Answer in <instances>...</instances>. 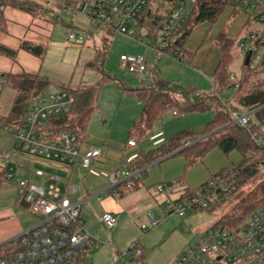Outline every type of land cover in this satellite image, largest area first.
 Wrapping results in <instances>:
<instances>
[{
    "label": "built area",
    "instance_id": "1",
    "mask_svg": "<svg viewBox=\"0 0 264 264\" xmlns=\"http://www.w3.org/2000/svg\"><path fill=\"white\" fill-rule=\"evenodd\" d=\"M44 8L38 20L46 21V14L60 16V13L81 15L88 19L87 29L71 32L69 38L77 45H84L96 31L121 34L138 40L158 56H169L173 34L182 28L194 8L202 2L214 0H36ZM232 11L243 7L249 15L253 28L245 32L237 43L238 55L244 64L264 72V0H223ZM9 0H0V24L6 19L10 8ZM162 17L163 26L155 40H148L149 28L140 27L152 18ZM247 29V28H246ZM179 51H175L177 55ZM121 65L131 73L148 79L151 73L150 62L145 55H122ZM232 81L237 80L230 74ZM3 83L0 76V85ZM238 85L233 88L238 89ZM76 97L67 90H49L32 100L23 116L8 125L14 145L11 154L0 155V186L13 185L18 198L30 211L40 218L35 226L24 230L17 238V249L7 257L0 258V264H84L78 260L90 258L88 246L96 245L95 237L84 228L83 203L76 198L79 187L73 183V176L63 180L59 175H50L44 170H36L34 175L42 183L18 175L13 166L12 154L18 151L32 158L62 165L67 168L90 169L101 157L102 148L81 142L78 135L70 131L55 129L54 120L73 110ZM261 108L249 111L230 109L232 125L245 129L257 144L264 148V121L258 122L256 113ZM258 124L261 130L255 129ZM128 146L137 142L129 140ZM258 171H264V163H259ZM230 172L233 171L230 169ZM144 169L131 170L124 166L116 167L108 176L109 188L101 194L120 195L122 188H131L136 179H142ZM233 177L220 172L207 183L195 189L191 196L176 185L169 187L159 184V193L167 194L165 214H178L211 210L218 205L230 190L227 181ZM179 195L171 198V194ZM99 194V199H101ZM150 225H142L144 231L157 226L161 219L150 215ZM101 222L107 228L117 226V219L106 212ZM144 249L134 244L126 253L119 252L118 261L127 264H145L142 261ZM173 264H264V205L244 222L239 231H231L215 224L209 228Z\"/></svg>",
    "mask_w": 264,
    "mask_h": 264
},
{
    "label": "rangeland",
    "instance_id": "2",
    "mask_svg": "<svg viewBox=\"0 0 264 264\" xmlns=\"http://www.w3.org/2000/svg\"><path fill=\"white\" fill-rule=\"evenodd\" d=\"M231 15L232 9L226 7L217 23L211 24V46L213 45V34H217V29L220 25H229L231 31L234 30V32H239L243 29L244 33L253 28V22L247 24L249 15L243 7L235 17ZM60 20L62 22L54 25V29L48 38L46 53L42 59L40 69L42 75L57 83H70L72 85L97 83L100 80V75L95 70L87 69L85 64L96 57L97 50H105L104 72L132 87L143 86L144 80L139 75L131 73L127 68L122 67V55L147 56L152 69L161 71V76L166 80L170 79L175 83L189 86V82L196 81L198 77L205 87L208 88L210 86V83L205 80L206 78L204 79L203 73L194 68L193 63L187 59L183 62L172 56H158L149 50L144 43L121 34L96 31L94 37L89 38L84 45H77L69 38V34L87 29L89 26L88 19L81 15L60 13ZM148 26V23L140 25L144 29L148 28ZM193 31L189 41L186 43L192 50L197 48L198 38L201 33L197 29ZM104 37L108 39L106 48L103 45ZM147 38L150 42L155 40L149 34ZM235 39L237 40V37ZM243 65V59L238 55L229 69L230 74H235L237 78H240L241 75L243 77L245 74L244 70L242 72ZM260 78L262 76H256V79ZM54 89H57V87ZM244 89L245 86H243L242 91ZM233 95L234 92L232 90H227L221 95V99L223 102L231 103ZM17 96L16 91L5 89L0 101V155L13 152V148H9V140L12 141L13 139L11 132L8 131V125L11 123L5 118V115L9 112L11 113ZM141 110L142 108L137 100L122 95L116 82L106 84L101 90L98 108L92 113L87 136L88 143L93 144L97 139L104 140L109 136L110 139L118 143L127 144L134 125L133 120L138 118ZM215 114L214 110L204 113L195 112L188 115H178L175 120H167L165 122L167 139L172 138L176 133L183 130H191L196 134L206 133L208 123L215 118ZM150 136L151 133L140 142ZM5 146L7 147L6 149H4ZM214 155H218V158L221 157L225 162L224 165H230L232 162L240 160L238 153H233L230 158H225L219 153ZM12 160L18 175L23 178L28 177L39 184L42 183L39 178L36 176L29 177L32 172L38 169L44 170L50 175H59L63 180L68 179L71 174V168L32 158L18 151L12 154ZM217 162L218 159L215 163ZM203 163L201 165L207 166V162L204 161ZM197 169H201V166H198ZM189 170L186 168L184 158L176 156L160 165L150 167L147 170V174H154L157 180L162 173L165 175L170 174V176L186 177ZM27 173L29 175H26ZM86 173V171L78 169L74 172L77 182H82L85 189L78 192L76 198L85 199L87 196L90 197L109 188L108 180H94L85 183ZM148 177L149 175L145 176L144 187L138 192L133 191L124 196L106 193L100 195V200L94 197L84 202L82 206V216L85 220L84 228L96 239V245L88 246L87 250L91 257L85 259V264H127L124 261H118V254L119 252L126 253L134 244H139V247L144 249L142 261L145 264L175 263L209 228L217 224L223 215L264 181V171H258L239 190L230 192L228 197L214 209L188 213L183 217L175 213L164 215L166 211L164 204L167 200V194L159 193L157 181L152 179V182L148 183ZM164 184L169 185V187L175 186V182L172 180ZM15 191L11 188L1 189L0 204L10 203L16 197L18 198ZM178 194L179 191L176 190L170 196L175 198ZM106 212L115 216L117 219L116 227L107 228L101 222V217ZM27 215L32 223L38 220L30 212H27ZM150 215L161 219V221L157 226L151 227L149 231H144L141 226L150 225Z\"/></svg>",
    "mask_w": 264,
    "mask_h": 264
},
{
    "label": "trees",
    "instance_id": "3",
    "mask_svg": "<svg viewBox=\"0 0 264 264\" xmlns=\"http://www.w3.org/2000/svg\"><path fill=\"white\" fill-rule=\"evenodd\" d=\"M8 5L10 8L27 12L33 17L40 16L44 8L43 4L36 0H9ZM227 6L228 4L223 0L200 2L194 8L182 28L173 34L171 46L174 50H167L169 56L183 62L186 59L189 60L192 55L185 49V45L193 29L205 22L211 24L217 23ZM239 11L235 10L231 16L235 17ZM44 13L48 22L54 25L62 22L60 16H53L49 12ZM163 22L164 19L162 17L152 18L147 22L150 30L149 35L154 39L158 37ZM0 29L4 30V23L0 24ZM107 40L106 37L103 38L104 48H106ZM236 41L235 38L229 35L228 27H225L221 31L216 40L215 44L220 53V62L214 74V91L210 94L199 93L191 85L184 86L164 80L159 76L157 69H152L150 77L144 80L143 86L132 87L104 72L105 50H97L96 57L85 64L87 69L95 70L100 75V80L94 84L80 83L72 85L70 83H57L48 77L25 71L21 73H5L2 76L3 83L0 85V98L4 88L14 90L18 95L11 113L5 118H7L9 123H14L23 116L32 100L57 87L55 90H67L73 94L76 97L77 103L71 113L53 121L55 129L70 131L78 135L81 142H85L92 113L98 108L101 90L106 84L112 82L118 84V88L123 96H128L143 104L140 118L133 125L129 139L136 142H140L152 133L155 125L169 113L188 115L195 112L204 113L214 110L216 112L215 118L208 123L206 133L196 134L191 130L180 131L172 138L167 139L162 145L140 151L135 159L128 163L124 162L123 166L131 170L144 169L145 175L150 166L176 156H182L185 159L186 168L189 169L194 164L202 161L215 149L221 150L227 156L232 152H238L242 156L241 162L233 164L230 168L222 171L227 172L229 175L233 174V177L228 179L227 184L229 185L230 192H235L258 173V164L264 163V148L257 144L245 129L231 124L232 116L230 109L249 111L261 108L256 113V119L258 122L264 121L263 70L252 69L244 64L242 72L244 70L245 74L243 77L241 75L240 78H237L236 82L230 79L229 69L238 57ZM21 49L39 58H43L46 53V45L29 41L23 42ZM175 51H179L177 55ZM0 54L14 59L17 52L0 45ZM258 75L262 76V78L256 79ZM235 85L239 86L236 91L233 90ZM243 86H245L244 91H242ZM227 90L234 92L231 103L223 102L221 99V95ZM240 91L241 93H239ZM255 129L261 130L258 124L255 125ZM230 169L233 173L230 172ZM141 180L136 179L131 188L124 186L120 195L124 196L139 189ZM181 181L183 182V179L177 180L175 184H181ZM182 192H184V197L191 196L195 193V189L185 187L182 188ZM223 200L224 197L222 196L218 204ZM20 203L28 208L22 201ZM263 205L264 181L243 197L229 212L223 215L217 224L231 231L238 232L241 225ZM15 245V249H17V242ZM11 247L9 246V248ZM6 249L8 250V248ZM5 251L3 254L0 252V258L9 256ZM78 261L84 263L85 260L81 257Z\"/></svg>",
    "mask_w": 264,
    "mask_h": 264
},
{
    "label": "crops",
    "instance_id": "4",
    "mask_svg": "<svg viewBox=\"0 0 264 264\" xmlns=\"http://www.w3.org/2000/svg\"><path fill=\"white\" fill-rule=\"evenodd\" d=\"M234 11H232L233 13ZM4 30L0 29V45H3L13 51H16V57L14 59L0 54V76H3L5 73H21L23 71L32 73V74H40V69H41V64H42V59L39 58L23 49H21V45L25 41L37 43V44H44L47 47L48 44V38L54 29V24L48 21H41L38 20L37 18L33 17L27 12L21 11L19 9L15 8H9L6 11V19L4 20ZM249 24V20L248 23ZM224 25V24H223ZM220 25L217 29V34H213V45L211 46V23L205 22L202 24H199L196 26L193 30L197 29L200 30L201 33L199 35V42L197 43V48L192 50L188 45H185V49L192 55L191 58H189V62L193 63L194 68H196L198 71L203 73L204 79L207 80V82L210 83V86L207 88L204 86L203 83H201L200 79L198 77L196 78V81L189 82V85L195 87L199 93L202 94H210L211 92L214 91L213 88V79H214V74L215 71L219 65L220 62V53L219 50L216 46V40L221 33V31L228 26V33L231 37L236 38V46L238 43V39L244 34V30L241 29L239 32H234L231 31V27L229 25ZM243 30V32H241ZM194 32V31H192ZM192 34V33H191ZM241 35V36H240ZM46 37V38H45ZM190 39V37H189ZM188 39V41H189ZM189 48H188V47ZM152 71V67H151ZM159 72V76L163 78L162 72ZM199 74V73H198ZM151 75V73H150ZM148 76V78L150 77ZM201 75V74H199ZM45 76V75H42ZM47 77V76H45ZM168 81L174 82L173 80L167 79ZM212 85V89H211ZM5 89L4 88L1 98L4 94ZM55 90V89H53ZM0 98V101H1ZM138 104L141 106L143 110V104L137 101ZM0 110H1V104H0ZM141 110V112H142ZM140 112V113H141ZM8 114L5 115L8 116ZM178 115H175L173 113L167 114L163 120H161L159 123H157L152 130L151 136L142 141V142H137V146L135 147H130L127 144H121L118 143L117 141L110 139L109 136L107 138L103 139H97L93 144L88 143V131L86 135V143L91 145V146H97L102 148V155L101 157L94 163L93 167L90 169H85L82 167H74L70 169V175L73 176V183L75 186L79 187V191L84 189L82 182H77V179L74 177V172L78 170H84L86 171V179H84L85 183H88L90 181L94 180H103L107 181L109 174L119 166H123L124 162L128 163L135 159L138 155V153L142 150H149L152 148H156L160 145H162L166 140V129H165V122L167 120H175V118ZM140 118V114L136 120L134 119V124L138 122ZM210 122V121H209ZM89 130V129H88ZM9 148H13L14 145V140L12 139L9 140ZM11 145V146H10ZM7 147L5 146L4 149ZM222 154L225 158H230V156L233 153H238V152H232L229 156L225 155L221 150L215 149L211 151L202 161L194 164L192 167H190L188 174L186 177H181V176H170L165 175L162 173L159 178L156 180L154 177V174L150 173L146 174L149 175L147 182L151 183L152 179L153 181H157V184H164L167 181H174L176 182L179 179H183V182L180 184H175L177 187H179V190H182V188L185 187H190L192 189H197L203 184L207 183L214 175L217 173H220L226 168H230L233 164H238L242 160V156L240 153V160L236 162H232L230 165H224V161L221 157L218 158V155L214 154ZM211 158L212 162H211ZM132 159V160H131ZM171 159V158H170ZM218 162L215 163V161ZM169 160V159H167ZM164 160V161H167ZM185 160V159H184ZM164 161L154 164L155 165H160ZM207 162L206 165H201L204 164L203 162ZM212 163V164H211ZM22 167H25L21 165ZM150 166V167H152ZM198 166H201V169H197ZM206 166V167H205ZM149 167V168H150ZM67 168V167H66ZM149 168L147 170H149ZM16 169V168H15ZM220 169V170H219ZM214 172H212V171ZM149 172V171H148ZM141 180V185L139 189L135 190V192L140 191L144 187L143 181L145 176ZM26 175H29L28 173ZM34 172L29 177H33ZM26 177V176H25ZM28 178V177H27ZM155 179V180H154ZM67 180V179H65ZM83 181V182H84ZM184 183V184H183ZM156 184V185H157ZM4 188H11L14 191L16 190L13 185H1L0 190ZM85 190V189H84ZM16 192V191H15ZM77 192V193H78ZM101 192V191H100ZM100 192L96 193L95 195H91L90 197L87 196L85 199H79L83 204L85 201L90 200L94 197H99ZM17 193V192H16ZM130 193H127L125 195H128ZM77 195V194H76ZM179 195V194H178ZM176 195V196H178ZM78 199V198H77ZM99 199V198H98ZM100 200V199H99ZM27 212H30L33 216L37 217L38 220L34 223H32L31 219L28 217ZM40 222V218L33 214L31 211H29L28 208L23 206L20 203V200L16 197L15 200H12L10 203L6 204H0V252L3 254L4 250L5 253L10 255L13 251L16 249V240L18 236L24 231L27 230L36 224ZM85 224V220H84ZM13 245V247H11ZM9 246L11 248H9ZM8 248V250L6 249ZM86 261V260H85ZM84 261V264H85Z\"/></svg>",
    "mask_w": 264,
    "mask_h": 264
},
{
    "label": "water",
    "instance_id": "5",
    "mask_svg": "<svg viewBox=\"0 0 264 264\" xmlns=\"http://www.w3.org/2000/svg\"><path fill=\"white\" fill-rule=\"evenodd\" d=\"M248 63H249V61L247 60V61H246V65H248Z\"/></svg>",
    "mask_w": 264,
    "mask_h": 264
}]
</instances>
